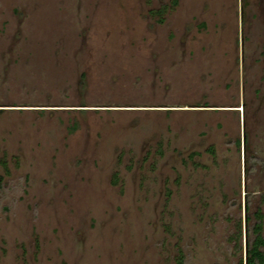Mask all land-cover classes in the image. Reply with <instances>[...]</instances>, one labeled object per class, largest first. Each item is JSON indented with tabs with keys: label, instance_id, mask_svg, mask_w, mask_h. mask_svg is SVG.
<instances>
[{
	"label": "rangeland",
	"instance_id": "obj_1",
	"mask_svg": "<svg viewBox=\"0 0 264 264\" xmlns=\"http://www.w3.org/2000/svg\"><path fill=\"white\" fill-rule=\"evenodd\" d=\"M258 236L264 0H0V264H247Z\"/></svg>",
	"mask_w": 264,
	"mask_h": 264
},
{
	"label": "trees",
	"instance_id": "obj_2",
	"mask_svg": "<svg viewBox=\"0 0 264 264\" xmlns=\"http://www.w3.org/2000/svg\"><path fill=\"white\" fill-rule=\"evenodd\" d=\"M258 242L262 243L263 239L261 236L257 237L256 243L254 245L248 244V252L246 254V262L247 264H259L264 260L263 253L258 249ZM178 264H182L181 260H178Z\"/></svg>",
	"mask_w": 264,
	"mask_h": 264
}]
</instances>
